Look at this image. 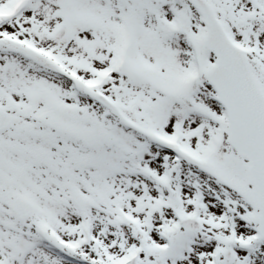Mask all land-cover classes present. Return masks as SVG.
Instances as JSON below:
<instances>
[{
    "label": "snow or ice",
    "instance_id": "obj_1",
    "mask_svg": "<svg viewBox=\"0 0 264 264\" xmlns=\"http://www.w3.org/2000/svg\"><path fill=\"white\" fill-rule=\"evenodd\" d=\"M0 264H264V0H0Z\"/></svg>",
    "mask_w": 264,
    "mask_h": 264
}]
</instances>
